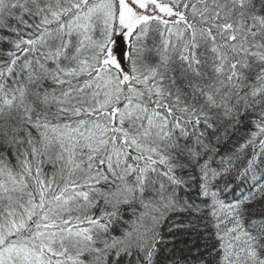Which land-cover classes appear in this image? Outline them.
<instances>
[{
  "label": "snow or ice",
  "instance_id": "6c2138e0",
  "mask_svg": "<svg viewBox=\"0 0 264 264\" xmlns=\"http://www.w3.org/2000/svg\"><path fill=\"white\" fill-rule=\"evenodd\" d=\"M0 264H264V0H0Z\"/></svg>",
  "mask_w": 264,
  "mask_h": 264
}]
</instances>
